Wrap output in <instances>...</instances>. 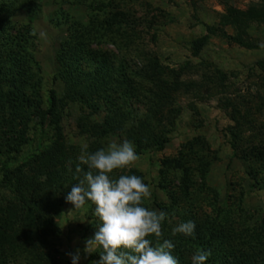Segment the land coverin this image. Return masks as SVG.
<instances>
[{
  "label": "trees",
  "instance_id": "obj_1",
  "mask_svg": "<svg viewBox=\"0 0 264 264\" xmlns=\"http://www.w3.org/2000/svg\"><path fill=\"white\" fill-rule=\"evenodd\" d=\"M67 1L54 0L49 19L52 27L66 33L54 54L57 74L53 84L61 94L56 87L44 94L40 68L30 48L35 37L30 29L10 20L19 12L40 16L44 0H0V264H58L53 254L61 234L56 219L64 205L70 204L65 201L67 193L79 182L75 165L82 147L62 144L65 112L74 100L81 101L88 94L101 100L107 117L98 131L93 129L101 142L106 143L116 128L135 145L138 156L144 142L154 145L157 153L166 144L162 105L179 86L166 93L176 81L162 77L165 70L161 71L152 53H141L140 45L127 41L132 32L138 37L137 28L123 11L133 0H73L87 12L82 19L63 9ZM251 12L249 20L264 22V0ZM240 20L235 10L226 8L222 25L235 26L232 45L253 48L243 37ZM104 44L117 53L101 48ZM125 57L139 65H130ZM256 66L264 69V59ZM195 83L184 86L182 94L189 93L187 88H199ZM220 85H211V92L222 94ZM258 102L262 103L261 97ZM223 104L224 109H231L225 137L232 155L248 168L252 186L264 191V178H259L264 173L263 127L251 118L243 95L237 93ZM126 116L131 121H125ZM107 120L112 123L108 125ZM199 147L198 138L188 140L176 156L159 160L158 185L168 198V203L156 204L157 211L168 215L162 224V240L172 241V255L179 264H192L191 257L201 249L211 250L206 264H264V213L253 221L236 202L231 183L232 193L220 201L219 192L208 184L218 158L216 154L205 156ZM128 175L143 178L135 169ZM84 206L95 207L91 202ZM143 206L149 207L144 201ZM188 220L196 224L193 236L172 234L173 227ZM97 228L91 225L83 232L94 234ZM100 251L88 255L86 264L99 261Z\"/></svg>",
  "mask_w": 264,
  "mask_h": 264
},
{
  "label": "rangeland",
  "instance_id": "obj_2",
  "mask_svg": "<svg viewBox=\"0 0 264 264\" xmlns=\"http://www.w3.org/2000/svg\"><path fill=\"white\" fill-rule=\"evenodd\" d=\"M262 1L133 0L123 9L126 18L131 21V26L137 28L135 30L138 33V37H133L134 33H130L127 41L134 46L140 45L141 53H152L161 66V71L165 70L162 77L169 82L176 81L175 84L169 85L166 93L169 94L179 86V91L172 94L162 105L165 110L162 116L159 115L164 117V151L157 153L153 151L154 145L144 142L139 159L114 172L117 176L128 175L131 169H135L142 175L143 182L151 190L150 198L144 200L150 210H157V203H168L165 191L158 185L159 160L176 156L186 141L198 138L200 147L197 150L203 151L205 156L216 154L218 158V161L213 163L208 184L219 192L220 201L223 202L227 195L232 193L228 185L231 183V188L233 184L235 188L234 198L239 200L236 202L252 216L253 221L260 219L264 213V191L260 190V186H252L247 175L248 168L242 160L233 157L225 137V129L231 124L227 115L231 109L226 110L223 106L225 100L233 98L235 94L243 95L248 102L247 106L250 107L251 118L257 125L262 126L264 131V84L263 87L260 85L264 69L256 66L258 61L264 59V22L248 19L251 10L260 6ZM53 2L54 0H44L40 16L33 17L19 12L10 18L25 30L30 29L35 37L30 48L40 68L44 94L55 87L59 88L53 84L57 74L54 54L58 43L66 37L64 29L54 28L49 23L55 8ZM63 7L80 19L87 14L85 9L76 6L73 0H68L67 5ZM226 8L237 12L245 30L243 37L253 48L231 44L230 38L237 33L233 24L222 25ZM202 43L203 46L200 45ZM119 44L121 46V41ZM101 48L117 53L116 48L107 44L101 45ZM136 52L138 53V49ZM125 59L132 66L139 65L135 59ZM170 71L179 72V75L174 77ZM209 79L214 83L211 84ZM194 82L199 88H187L189 93L182 94L184 86L186 88L187 84ZM214 84L223 86L222 94L211 92V85ZM58 91L60 92L59 89ZM81 97V101L74 100L65 112L63 128L66 136L63 145H87V150L95 152L110 142L122 143L127 139V136L116 128L106 143L97 139V127L105 123L104 117H107V114L101 109L100 99L89 94ZM260 97L262 103L258 102ZM127 120L131 121L126 116L125 121ZM107 122L108 125L112 123L111 120ZM130 123L137 126L134 121ZM123 125L128 124L126 122ZM95 127L97 131L93 130ZM127 128L126 126L123 132ZM259 178L263 179L264 173ZM94 213L95 207L92 206L74 209L72 204L64 205L56 219L61 234L55 244L56 253L53 254L58 264H72L67 254L74 253L77 249L80 250L79 264H86L88 255L83 252L85 240L94 234L88 231L85 235L86 232L83 231L91 225L97 228L101 223ZM93 221L95 224H92Z\"/></svg>",
  "mask_w": 264,
  "mask_h": 264
},
{
  "label": "clouds",
  "instance_id": "obj_3",
  "mask_svg": "<svg viewBox=\"0 0 264 264\" xmlns=\"http://www.w3.org/2000/svg\"><path fill=\"white\" fill-rule=\"evenodd\" d=\"M87 148L84 145L77 157L75 172L79 182L71 187L65 201L74 209L87 202L95 206L94 214L101 223L94 236L85 240L83 249L86 255L101 250L99 261L92 264H179L172 255V241L162 240L167 213L143 206L151 196L150 187L136 175L113 178L116 170L139 159L135 145L125 139L122 143L110 142L95 152ZM195 228V222L188 220L173 227L172 234L191 237ZM67 255L72 264H79V249ZM210 256L211 250H198L191 257L192 264H206Z\"/></svg>",
  "mask_w": 264,
  "mask_h": 264
}]
</instances>
